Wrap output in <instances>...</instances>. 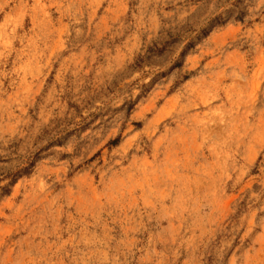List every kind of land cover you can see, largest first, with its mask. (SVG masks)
<instances>
[{"label":"rangeland","instance_id":"1","mask_svg":"<svg viewBox=\"0 0 264 264\" xmlns=\"http://www.w3.org/2000/svg\"><path fill=\"white\" fill-rule=\"evenodd\" d=\"M0 264H264V0H0Z\"/></svg>","mask_w":264,"mask_h":264},{"label":"trees","instance_id":"2","mask_svg":"<svg viewBox=\"0 0 264 264\" xmlns=\"http://www.w3.org/2000/svg\"><path fill=\"white\" fill-rule=\"evenodd\" d=\"M23 169H24V168H23ZM20 172H21V171H20ZM20 172H18V173H15V174H19ZM15 174H14V175H15Z\"/></svg>","mask_w":264,"mask_h":264}]
</instances>
